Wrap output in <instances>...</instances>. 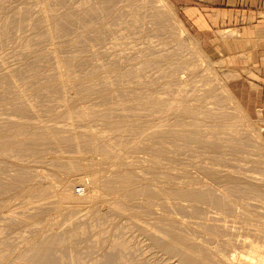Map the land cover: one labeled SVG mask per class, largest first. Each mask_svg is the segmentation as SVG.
I'll return each mask as SVG.
<instances>
[{"label":"bare ground","instance_id":"bare-ground-1","mask_svg":"<svg viewBox=\"0 0 264 264\" xmlns=\"http://www.w3.org/2000/svg\"><path fill=\"white\" fill-rule=\"evenodd\" d=\"M7 1L0 0V11L4 10L3 6L4 4L6 5ZM46 2L49 4L50 7H54L56 9L61 8L62 10L59 9L60 11L57 14H55L53 11V14H54L53 15L52 13L51 14L45 13L46 11L45 9L43 13V10L40 9L42 11L38 12V15L40 16L39 20L34 22V20L32 19L34 23H31L30 25V24H27V21L30 17L29 15L32 13V9H30V6L32 4H30V6L27 8H24L25 7L24 6L23 9L19 8L20 10H15V9L10 10L9 13H6L7 11L5 10L6 12H3V18H2L3 22L2 20L0 21L2 22L1 28H0V51H3L2 50L3 46L10 39L9 38L10 35L12 34L14 35V33L16 32L17 33L24 32L27 25H28L27 29L29 27L31 28L33 27L32 29L33 31H30V32H33L32 33L33 35L31 34L32 37L29 36L26 40L24 39L25 41H21V46L19 47L20 45L19 44L18 45L19 49H17L19 52L18 53L16 52L17 55L13 56L15 61L17 60V62L21 61L23 63V68L17 69V67L14 68L15 66H13L10 70H7L4 68L3 62L0 60V102H8L11 105V106L8 105L11 108L3 111V113L9 112L8 115L6 114L7 116H5V113H4V116H2L3 113L2 115H0V203L4 201L3 200L4 197H7L8 194L18 195L19 193L21 194L22 192H24L25 189H27V191L24 192V193H28L26 196L27 198L25 197L26 202L22 204V206H24L25 208L27 206V207H30L31 209L32 208L39 209V206H40V209L42 210L45 207L48 208L50 205L43 206L40 204L43 203L46 205L48 203V204H51V206H53L54 211L60 209L61 207H65V208L67 207L64 210V213L68 211L66 213L68 214V217L69 215L71 217L72 215L74 216L75 212L76 211L78 212L79 208L81 209L83 208L82 210H85V211L87 209V212H89L90 216H92L93 218L92 220L98 221V222L101 220L104 221L103 216L105 214H103L102 216V214L98 213V209L95 207L96 204L95 206L92 204L84 205V204H81L83 203L82 201L79 203V199L76 198V195L73 194V191H72V189H74L73 188L74 185H77L79 182H81L82 178L78 176V173L81 171L83 166L87 165L86 168L91 170V168L93 169L95 165V164H92L91 162H94L95 160L89 162L88 164L86 160H85L86 163L83 160H81L83 161V163H85L84 165H79L80 161L78 160L75 161L77 163L71 162V161H68L67 163L66 161H63L64 163L63 162L61 163V161H58L61 164L57 165V162L55 163V161L50 160L48 156L50 152L53 153L52 151L54 149L56 148L58 149L56 150V152L59 150L61 152L63 149L65 153L71 152L72 154V152H74L71 157L73 156L79 157V155L82 156L85 153L86 154L84 156H87L88 153L89 154L93 153V155L91 154L92 156H96V154H98V156L101 159L100 161L111 160V161H115L116 163H119V162L121 163L123 161H126L127 158H125L126 156L125 153L128 154L130 153V151H132V153H135L138 151L137 149L142 148L141 145L143 143L147 144V142L142 141L143 139L144 140L147 139L148 145H150L151 148H154V151H155L154 154L156 155L154 160H158L159 158L162 157V155L164 156L166 153L168 154L167 152L168 149L166 150L167 147H165L167 143H171L172 144L171 147H173L171 149L176 152H179L181 150H185V151L187 150L190 154H193V153H197L203 150H213L215 152L220 151V148L224 142L220 146V144L218 143L219 140L218 142H216V141H213L214 140V138H212L213 136H211V138L208 137L209 133L208 135L206 134L208 132L207 131L208 127L206 126L207 124L205 123L204 125L202 121L200 122V120L197 119V117L201 113L199 114L198 110L189 106L190 104L188 105L184 101H181L183 103H180L177 105L176 103L172 102L174 101V99L171 101L162 99L161 97H158L152 94L151 91H150L151 97H149L148 95L144 96V95H141L137 91L139 89H137L136 87H133V85L131 86V84H135L134 86L142 85L143 82H141L142 79L140 78V74H141L140 72L144 71L143 68L148 67V66H153L154 68V66H156V68L159 67L161 70L163 69V71L166 70L165 76L167 78V82L164 83L162 87L164 91L165 90L168 91V88L174 84L172 83V79L173 77H175L173 76V73L176 71V69H172L171 67H169L171 64L175 63V61H173L169 53L166 52L164 54L163 52L161 56H157L156 53H155L156 54L155 56L150 55L148 59L143 60L142 65L140 64L142 67L138 68L136 66L137 67L136 70H134L135 66H134V69L132 70L131 68L129 69L121 68V67L114 68L111 71L110 77H106V78H104V76L103 78L99 76L100 75L99 72L105 69L103 66L105 64H103L101 68H99L100 65L98 67H91L93 65L88 66V64L90 63L89 62L90 57L91 55L93 56V54H89V52L87 51L88 47L86 48V44H85L87 42V41L85 42L86 38L88 37L89 40L95 41L99 43L98 45H101L103 44L102 43L103 40H105L104 38L109 28H111L112 26H116V24L121 25V22L123 23V20H126L125 26H126V33H128L127 36L131 34L133 35L138 34V33L140 34V30L143 29L145 24L148 23L150 24V26L151 25L154 26L153 28H155V30L152 32L154 33L155 36L162 38L164 35V37L166 38L168 37V36H165L167 35L165 32L166 29L164 27L165 26L164 25V15L165 14L161 13L156 8V5L153 0H46L45 3ZM77 2H80V3L78 6H75ZM151 3L152 4L154 3V4L151 5ZM41 4L44 5L43 3ZM7 8H10V7L8 6ZM79 26L83 28V33L85 35L79 33L80 28L77 30V27ZM167 39L170 41L169 37ZM167 39H165L164 41L167 42L168 41ZM66 45H69L68 49L69 51H73V55L69 54L65 58L62 57L63 59L59 62V64H57L56 62H54L53 58L58 51L59 53L62 52V55H64V53H66V51L68 50ZM149 46H151L150 42H149ZM52 47L54 49H51ZM97 53H98L97 55L99 56L100 55L102 56L103 54L102 52H97ZM118 53L120 55V52ZM132 57H135V56H132ZM60 58H61V55H60ZM55 59L57 58L55 57ZM116 59H113L114 60L113 65L120 63V61L118 62ZM181 60L184 61L185 59H181ZM127 61H129V59ZM135 61H137V59ZM111 62L109 63L111 64ZM132 62H134V60ZM7 64L8 63H6V65ZM178 64L179 62L177 63V65ZM117 66H120V65L118 64ZM178 66H181V65H178ZM40 80H44V81L46 80L45 89L40 86L41 84V82L39 84ZM152 86H157V84L152 83ZM19 88H23L24 90V91L22 90L23 93H19L18 91ZM180 89L181 88H179V90ZM96 95L100 96V98H98V101L99 99H101V102L98 105H89V106L85 105V103L88 100H90ZM28 99H31V100H28ZM174 104H176V106ZM60 108L62 109V111L60 110ZM151 108H153V110L164 112L166 115L169 116V117L166 116L169 119L164 120L165 119L164 118L163 120L161 119V121L159 122L154 121V123H150L149 121L151 120L143 116L142 115L143 113L141 112L143 109H146V110L148 109L151 112L153 111ZM220 112L218 113L215 112L216 114L208 112L206 113L205 118L211 119L212 121L216 122L220 128L221 126L224 127L226 124L229 125L228 115H226L225 113H220ZM46 119H48V122L50 121L51 123L45 122ZM146 119H148L149 121ZM146 121H148L150 124H148ZM100 126L101 128H98ZM205 126L207 127V129L205 128ZM234 126L236 127V125ZM229 129L230 130L233 129V125H229ZM232 133H229V134H232ZM129 137H132V139L137 140V141L131 142V141H128V139L125 140L126 138H129ZM216 138L218 139V137ZM234 139H231L230 142L228 140L227 141L229 142V144L233 145ZM250 140L246 138V140L244 139L241 141L244 143V145L246 144L249 147V144L251 142ZM138 142L140 144L142 142L143 143L140 145ZM82 152H84L82 155L79 154ZM65 153L62 154L61 152L60 155L62 154L61 156H63ZM75 153L76 154L78 153V155H74ZM55 155H52V156L54 157ZM66 155H67L66 157H68V154ZM221 155H222V152H221ZM12 157H15V159H12ZM16 157L19 160V162L21 161L20 163H22V165L19 166V168H17V171L15 170L16 172L14 174H12L11 176L9 174L8 176L7 159L9 160V158H11V160H16ZM28 162H35V163L38 162L39 164L40 163L47 164L48 167L50 166L54 167L56 168V170L58 169L62 173L74 174L75 176L74 179L72 181H68L67 183L69 184L68 188H70L71 191L61 192V191L48 190L43 187L41 188L38 183L36 184V182L37 181L39 182L41 178H43L44 180H48L49 175L44 170L43 171L35 170L36 172L33 169L31 170L30 167L27 165ZM97 162L98 161H96L95 163ZM174 163H175L174 160L170 161L171 165H173ZM151 168L153 167L151 166ZM95 170L97 171V169ZM137 171L138 172H135L134 174H138L137 176L139 177V179H142V181L145 182L144 184L141 183L142 184L141 187L135 184L136 182L134 181V178L136 176H132V174L125 175L121 179L120 184L122 183L126 189L130 187L132 190V192L130 193L131 195H142L143 197H146L147 199L156 198L160 200L161 205L164 207L165 211L176 210L182 214V212L184 213L185 210L186 211L188 210V208L185 207L186 203L189 204V206L192 209H194V212L196 210L195 206L199 204L208 205V207L211 206V207L221 209L224 211H228V212H231L232 210L231 204L229 202H227L226 200L220 197H216L213 191L205 190L207 187L203 188L204 190L202 189L201 190H195V189L194 190L193 189L176 190V189H171V188H163V187L160 188L154 185V183L163 184V181L160 182L161 181L160 174L152 170H151L152 172H148L149 170H147V172H144L141 170L140 172L139 170ZM51 173H54V171ZM161 175L163 176V174ZM209 176H210L209 178H211L213 181H216L217 183L226 186L228 190H226L225 192L229 191V193H231V195L233 196H238V195L246 196L251 193H256V190L253 187L243 186L239 182L231 178H222L218 176L217 173H213V172H210ZM94 177H96V175H94ZM104 182H107V181H104ZM108 183H105V184H108ZM93 199L95 200V198H93L91 194L84 198V200L90 201V203L94 201ZM37 200H41L42 202L37 201ZM45 200L47 203H44ZM36 201L39 204L38 206H37ZM33 203H36V204H33ZM149 203L150 202H148V204ZM29 204H32V205L29 206ZM33 205L36 207H33ZM112 206L113 204L109 206L108 208L104 206V208L109 210V208ZM149 206H152V205H149ZM10 207L8 208L10 209ZM116 207H118V205ZM14 208L15 207H13L10 210L11 212H8L6 216L4 215L1 218H4V220L7 221V224L11 228H18V227L21 228V226L25 227L24 225L29 224L28 222L29 220L28 216H30L29 213L27 216V214L25 215L24 213H22V211L20 212L21 209L19 210V212H15V211H18L17 208H15L16 210L12 212ZM47 208L45 209L46 212H48ZM50 208L52 209V207H49L48 210H50ZM40 209H39V212H40ZM114 209H115V205H114ZM125 209L127 208H119L117 209L118 210L117 213L120 216L124 214L128 215V213H125L126 211ZM152 212H155V211H152ZM61 214H63V212ZM58 215L59 214H57L56 217L54 216L55 217L54 220L51 221V219H53L54 217L49 220L50 222H49V228H48L47 233L45 234L42 232L39 233L37 230L36 232L38 233V236L35 238V240L33 239L34 241L27 242L28 241L27 240L26 242H24V240H21L26 245L21 250L19 248V251L18 249L17 250L15 249L17 245L14 247L13 246L14 243L11 240L5 237H2L3 236L2 234H5V233L1 232L0 233V264H81L80 262H81V252H82L81 250L82 249L78 245L79 244L78 242L80 241L82 242L83 240H84L83 242H85L88 240L87 237L89 236L88 232H89L90 227L86 226V224L85 226H83L82 224H75L74 226L73 224L75 221L71 220L72 221L71 223H73L72 224L73 226L70 227V229H68L69 225L67 224L68 230L66 228L62 230L64 226L63 227L61 226L64 223H62L63 221L60 222L59 220H56L60 218ZM34 217H35V220L38 221L37 216L33 215L32 216L33 220H34ZM160 219H158L159 221L157 220V222H155L154 224L149 225L150 222H148L147 224L142 219L141 214L140 215L138 214L130 215V220L132 222L134 221L133 224L139 227L138 228L139 231L146 234L147 238L150 240V245L148 246H151V248L157 251L158 253L160 252L166 255L167 259L176 260L178 264H234L232 260L233 254L232 255L230 254L232 257H227L223 255L224 251L222 252L220 248H217L218 246L217 247L215 246L216 248L213 246L212 248H210L212 244L208 246L207 244L208 242L206 243L205 241L201 240L202 238L201 239L198 238L196 233L194 235L195 231L193 232V234L189 232L188 226L186 225V223L195 225V223L198 220L195 223L188 222L190 219H192L190 218L185 223L182 221L184 219L181 218L180 221L182 222L178 223L171 219H166V220H160ZM30 220H31V216H30ZM30 222H33L35 224V221L31 220ZM61 223L62 225L60 226ZM93 223L95 225V222ZM34 224H33V227L36 224L37 226L39 225V223L37 222L35 225ZM94 225L92 224L93 227L91 226V229H94ZM205 226L203 227L205 228ZM206 227H208V225ZM35 229H41V227H38ZM91 229L90 231L94 232V230H91ZM252 231H254V229H252ZM117 233H118V236H117L118 238L116 237V239L114 238L113 241L111 240V243L108 245V248L105 249L107 251L105 253L103 252L104 254L101 255L102 258L101 259L99 258V260L95 258L96 261L94 260L92 264H161L160 257H159L160 258L159 260H155L153 262L142 260L138 263L136 260H133L132 258H130V256H127L130 254H133L134 251H132L130 242H128V240L125 241L123 240V238L120 239L123 233L121 234V231ZM20 237L22 238V236ZM206 238H205L206 241L210 239V238L209 239H206ZM101 240L104 241L103 239ZM19 243H22V242H19ZM253 245L251 247H253ZM12 246L17 252L12 249ZM249 251L250 253L248 252L249 254H247L246 257L245 256L241 257V261L243 264H264V257L262 259L258 258L259 250H257V248L253 247ZM226 254H228V251L226 252ZM135 261L137 263H135ZM168 261L166 260L164 262H167L166 264H175V263H169Z\"/></svg>","mask_w":264,"mask_h":264},{"label":"rangeland","instance_id":"rangeland-1","mask_svg":"<svg viewBox=\"0 0 264 264\" xmlns=\"http://www.w3.org/2000/svg\"><path fill=\"white\" fill-rule=\"evenodd\" d=\"M45 1L46 0H37V1L36 0H22V1L21 0H8L7 1L8 4L6 3V5L4 4V6H3L4 10L0 11V21L2 20V22H3V19H2L3 18V12L7 11L6 13H9L10 10H14V9L20 10V9H23L24 6H25L24 8H27L30 6V4H32L30 6V9H32V13L29 15L30 17L27 21V24H30V25H31V23H34L35 21L39 20V18H40V16L38 15L39 11L43 10V13H44V11L46 10L45 13H47V14H49V13L53 14V11H54V13L57 14L60 10H62L61 8H59L60 9L59 10L58 8L56 9L54 7H50L47 2H46L47 4L45 3ZM153 1L156 5V8L161 13L165 14L164 15V25H165L164 27L166 29L165 32L167 34L165 36H168L170 41L167 39L168 37L166 38V37H164V35H163L164 38L155 36L154 33L152 32L155 30V28H153L154 26H152V25L150 26V24H148V23L147 24L149 26L147 24H145V26H144L145 29L143 28L140 30L141 35L138 33V34H134V35L131 34V35L127 36L128 33H126V26H125L126 20H123V23L121 22V25L123 24L122 27H121V25L116 24V26H112L111 28H109L108 31L109 32L111 31V32L110 33L108 31L106 32V36L104 38L105 40H103V42H102L103 44H101V45H98L99 43H97L95 41L89 40L88 37L86 38L85 42L86 41L87 42L85 44H86V48L88 47L87 51L89 52V54H93V56L91 55V57H90L91 61L89 60L90 63L88 62L89 63L88 66L93 65L91 67H98L100 65L99 68H101V66L103 64H105V65H103L105 69H103V71L99 72V74H100L99 76L101 78H103V76H104V78H106V77H110L111 71L114 68H117V67L126 68V69L131 68V70H132V69H134V66H135L134 70H136L137 67L138 68L142 67L141 65H142L143 60L148 59L150 55L155 56L157 54V56H161L163 52H164V54L166 52L169 53L171 58L173 59V61H175V63L171 64L169 67H171L172 69H176V71H178V72H176L174 70L175 72L173 73V76H175V77L172 76L173 77L172 83H174V84L171 85L173 87H171V86H170L171 88L169 87L170 90L168 88V91H166V90L164 91V89L162 87L164 85V83L167 82V78L165 76L166 70L163 71V69L161 70L159 67L156 68V66H154V68H153V66H148V67L143 68V70L146 72H144V71H143L144 73L140 72L141 73L140 78L142 79L141 82H143L142 85L134 86L135 84H131V86L133 85V87H136L137 89H139L137 91L141 95H144V96L148 95L149 97H151V93H152L155 96L161 97L162 99H165L168 101H171L174 99L175 102L174 101H172V102L176 103L177 105L180 103H183L181 101H184L188 105L190 104L189 106L198 110L199 114L201 113L200 115L198 114L199 116L197 117V119L200 120V122L202 121L204 123V125H205V123L207 124L206 126L208 127V129L206 126H205V128L208 131L206 134L208 135V133H209L208 137L211 138V136H213L212 137V138H214L213 141H216V142H218V140H219L218 143L220 144V146L224 142L220 148V151L215 152L213 150H203V151L193 153V154H190L187 150L186 151L181 150L179 152H176V151H173L171 149V148H173V147H171L172 144L167 143L165 145V147H167L166 150L168 149L167 152L169 155L166 153L164 156L162 155V157L159 158L158 160H154L156 157V155L154 154V152H155L154 148H151V146L148 145L147 139L146 140L143 139L142 141L147 142V144L142 142L143 144L141 143L142 144L141 145L138 142L142 146V148L137 149L138 151L135 153H132V151H130V153H128V154L125 153V155H126L125 158H127L126 161H123L121 163L120 162L116 163L115 161H111V160H104L105 162L103 160L100 161L101 159L98 156V154H96V156H92L93 153H91L92 155L88 153L89 155L92 156L91 157L88 154H87V156H84L86 153L84 155H82L84 153V152H82V153H79L82 156L79 155V157L78 156L71 157L74 152H72V154H71V152L65 153L64 149L62 150V148H61L62 154L65 153L64 154L65 156L64 155L61 156L62 154L60 155V153H61L60 150L56 152V150H58L57 148L54 149L55 151L52 149L53 153L50 152L48 156H49L50 160L55 161V163L57 162V165L61 164L63 161H66V163H67L68 161L75 162L77 160L81 162V163L79 162V165H84L86 162L88 164L89 162L95 160L94 162H91L92 164H95L93 169L91 168L92 171L90 169L86 168L87 165L83 166L81 171L78 173V176L80 178H82L84 181L81 179V182L82 181L83 182L82 183L79 182L77 185H74V187H73L74 189H72V191H73V194L76 195V198L79 199V203L82 201L83 203H81V204H84V205L85 204L86 205L92 204L95 206V204H96L95 207L98 209V213L102 214V216H103V214H105L103 216L104 221L101 220L98 222V221L92 220L93 218H92V216H90L89 212H87V209L85 211V210H82L83 208L82 209L79 208L78 212L76 211L77 213L75 212L74 216L72 215V217H71L69 215V217H68V214H66L68 211L67 212L65 211L66 213H64V210L67 207L66 208L61 207L62 209L60 208V209L54 211L53 206H51V204H48L46 202V200L44 203H47L48 205L47 204L45 205L43 203H41L40 205H43V206H49L50 205L49 207H52V209L50 208L51 211L48 210L49 207L48 208L45 207L44 209H42L45 211V209L47 208L48 212H46V211L44 212L40 209V206H39L41 213L39 212V209H37V208L31 209L30 207H27V206L25 208L24 206H22V204L26 202L25 200L27 198L26 196L28 193H24V192L27 191V189H25L24 192H22L21 194L19 193L18 195H13V194L9 195L8 194L7 197H4V199H3L4 201L2 203H0V230H1L0 233L1 232L5 233V234H2L3 235L2 237H5V238L11 240L14 243V245H13L14 247L17 245L16 246L17 248L15 247L16 250L18 249V251H19V248H20V250L22 248H24L26 245L24 242H26L27 240H28L27 242L34 241L35 238L38 236V233L36 232L37 230L39 233L40 232H42L44 234L47 233L48 228H49V222H50L49 220L51 218H53L54 216L56 217L57 214H59L58 216L60 218L57 217L59 219H56V220H59L60 222L63 221L62 223H64V224L63 225H62V223L60 224V226L62 225L61 227L64 226L62 230H64V228L67 229L68 225H69L68 229H70V227H72L73 225L75 226V224H82L83 226H85V224H86V226L90 227V228L88 227L89 228V232H88L89 236L87 237L88 240L85 242H83L84 240L82 242L81 241L78 242L79 243L78 245L82 249L81 250L82 251L81 252V262H80L81 264H89V263L92 264V262L94 260L96 261V259L97 260H99V258L101 259L102 258L101 255L107 251L105 249L108 248V245L111 243V240L113 241L114 238L116 239V237L118 236L117 232H120V231H121V234L123 233V235H121L122 237L120 239L123 238V240H125V241L128 240V242H130L132 251H134L133 254H130L127 256H130V258H132L133 260H136L138 263L142 260L143 261L146 260L148 262H153V261L159 260L161 258L160 259L161 264H166L167 262H164V261L169 260V259H167V256L164 255L163 253H160V252L158 253L157 251L153 250L151 248V246H148V245H150V240L147 238V235L144 234L143 232L139 231V229H138L139 227H137L135 224H133L134 221L132 222L130 220V215H134V214L140 215L141 214L142 219L147 224H148V222H150L149 225L154 224L160 218H161L160 220L171 219V220H174L178 223L179 222L181 223L182 221L186 223L190 218H192V219H190L188 222L195 223L198 220L195 223V225H191L190 223H186V225L188 226L189 232H191L193 234V232L195 231L194 235L196 233L198 238H200V239L202 238L201 240L205 241L206 243L208 242L207 243L208 246H210L212 244L210 248H212V246L213 247L218 246L217 248H220L222 250V252L223 251L225 252V253L223 252V255H225L227 257H232L231 255L233 254L232 260H233L234 264L236 262H237L236 264H243L241 261V257L242 256L246 257L247 254L250 253L249 250H251V248H253V247H255V248H257V250H259L258 258L262 259L264 257V203H263L264 202V122L263 121H256L253 117L249 116L246 113V111L243 109V107L240 105L239 101L237 100V98L234 95V93L232 92V90L230 89L231 79L234 78V75L236 73L232 72V67L228 63V59L226 58L225 54L221 50H219L215 47L211 48L203 42L202 38L199 37V35H197L194 32V30L191 28L189 23L186 21V19L184 18L183 14H182V11L180 10L179 5L174 0H153ZM41 3H43L45 6L42 5ZM79 3L80 2H77L75 6H78ZM97 4H98V2H97ZM153 4L151 3V5H153ZM99 5H100V3H99ZM8 6L10 8H7ZM41 7H43V8H41ZM40 9H42V10H40ZM55 9H56V11H55ZM48 10H50V11H48ZM32 19L34 20V22ZM2 22H0V28H1ZM27 27H28V25H27ZM27 27H26V29H27ZM26 29L24 30V32H20V33L16 32V33H14V35L13 34L10 35V37H9L10 39L8 40L10 42L7 41L8 43L6 42L5 43L6 45L4 44V46H3V49H2L3 51H0V58H1L0 60L3 62V66L7 70H10L13 66H15L14 68L17 67V69L23 68V63L21 61H18V62H17V60L15 61L13 56H16L17 53L19 52L17 49H19V47L21 46V41H25L29 36L32 37V35H33L32 34L33 32H30V31H33L32 30L33 27L32 28L29 27L27 30ZM75 29H76V27H75ZM78 29L80 31L79 32L80 34L85 35L83 33V28H81L79 26V27H77V30ZM107 33H108V35H107ZM157 38H158V40H157ZM165 39H167L168 41L166 40L167 42H165L164 41ZM149 42H150L151 46H149ZM151 42H152V44H151ZM120 44H121V46H120ZM131 44H132V46H131ZM165 44H167V45H165ZM18 45H19V47H18ZM66 46L68 49L69 45H66ZM51 49H54V48L52 47ZM109 49H111V50H109ZM11 50H12V52H11ZM165 50H167V51H165ZM97 52H102L103 53L102 56L100 55L101 56L100 57L99 55H97L98 54ZM118 52H120V55ZM151 52H153L154 54ZM57 53H59V51ZM57 53L55 54V56L53 58L54 62H56L57 64H59V62L63 58H65L67 55H69V54L73 55V51H69V49L66 51L67 54L64 53V55H62V52L59 54H57ZM159 53H160V55H159ZM1 54L4 58L1 56ZM112 54L115 56H113ZM60 55H61V58H60ZM144 55H146V56H144ZM57 56H59V57H57ZM132 56H135V57L137 56V57L135 58ZM55 57L57 59H55ZM123 57H124V59H123ZM113 59H116L118 62L120 61V63L113 65V61H114ZM128 59H129V61H127ZM136 59H137V61H135ZM181 59H185L186 61L185 60L183 61ZM111 60H112V62H111ZM133 60H134V62H132ZM109 62H111V64ZM127 62L128 63L130 62V63L128 64ZM178 62H179L178 65H181V66L177 65ZM6 63H8L7 64L8 66L6 65ZM118 64L120 66H117ZM138 65H140V66H138ZM109 68H111V69H109ZM106 72H107V74H106ZM163 72H164V74H163ZM103 74H105V75H103ZM152 77H154V78H152ZM158 79H160V80H158ZM154 80H155V82H154ZM144 81L147 85L144 83ZM40 82H41V84H40ZM45 82H46V80L45 81L44 80L39 81L40 86L44 89H45ZM183 82H184V84H183ZM152 83L153 84L156 83L157 86H152ZM175 85H177V86H175ZM179 88H181V89L179 90ZM22 90H23V88H19L18 89L19 93H23L24 90L23 91ZM150 91H151V93H150ZM98 98H100L99 95L94 96L93 98L88 100L85 103V105H88V106L89 105H98L101 102V99H99V101H98ZM31 99H33V98H31ZM31 99H28V100H31ZM178 100H179V102H178ZM7 103L8 102H0V115H2L4 110L11 108V107H9V106H11L10 103H8V104ZM176 104H174V105L176 106ZM212 104H214V105H212ZM1 105H3V106H1ZM222 107H223V109H222ZM224 107H225V109H224ZM3 108H5V109H3ZM151 109L153 110V108H151ZM60 110L62 111L61 108H60ZM148 111H149L148 109L147 110L143 109L141 113H143L142 114L143 116H145L146 118L151 120V121H149L148 119H146L150 123H154V121L159 122V121H161V119L163 120L164 118H165L164 120L169 119L168 118L169 116L166 115L162 111H158V110H153L151 112L150 111L148 112ZM208 112H211L214 114L220 112V113H225L226 115H228L229 125H233V129L230 130L228 124H226L227 126L226 125L224 127L221 126V128H220L216 122L212 121L211 119L205 118L206 113H208ZM4 113H5V116H7L9 114V112H4ZM4 113L2 116H4ZM166 116H168V117H166ZM48 119H46L45 122L51 123L50 121L48 122ZM148 121H146V122L148 124H150ZM234 125H236V127ZM98 128H101V126ZM232 132H234L235 134ZM237 132H238V134H237ZM229 133H232V134H229ZM216 137H218V139ZM142 138H144V137H142ZM220 138H221V140H220ZM246 138H248L249 140L251 139L250 140L251 142L249 144V147L251 146L250 148L246 144H245L246 145L245 146L244 143L241 141L244 139L246 140ZM127 139H128V141H131V142L137 141V140L132 139V137L126 138L125 140H127ZM231 139H234L233 140L234 144L232 143L233 145L229 144ZM222 140H224V141H222ZM226 146H228V147H226ZM221 149H222V151H221ZM58 152H60V153H58ZM221 152H222V155H221ZM69 153H70V155H69ZM66 154H68V157H66L67 156ZM52 155H55V156L53 157ZM58 155H60V156H58ZM74 155H78V153L77 154L75 153ZM215 155H217V156H215ZM74 157H75V159H74ZM76 157H77V159H76ZM59 158H61V159H59ZM12 159H15V157H12ZM81 160H83L84 162L86 160V162L83 163V161H81ZM173 160L175 163L173 165H171L170 161H173ZM58 161H61V163ZM96 161H98V162L95 163ZM20 162L17 159V157H16V160H11V158H9V160L7 159V174H8V176H9V174L11 176L12 174H14L17 171V168H19V166L22 165V163H20ZM160 162H161V164H160ZM168 162H169V164H168ZM75 163H77V162H75ZM113 163H115V164H113ZM27 165L30 167L31 170L32 169L34 171L35 170L36 171L37 170H39V171L44 170L48 173V175H49L48 180H44L43 178H41L42 179L41 180L39 178L41 180V182H40V180H39V182L38 181L36 182V184L38 183L41 188L43 187V188L48 189V190L61 191V192L71 191L70 188H68L69 184H67V183H68V181H72L74 179V177H75L74 174L62 173L58 169L56 170V168H54V167H51V166L48 167L47 164H43V163L39 164L38 162H36V163L35 162H28ZM154 165H155V167H154ZM122 166H123V168H122ZM124 166H126V167H124ZM151 166L153 168H151ZM162 167H164V168H162ZM145 168L147 170H149L148 172L155 171L156 173L160 174V177L162 178V179L160 178V180H161L160 182L163 181V184L162 183H160V184L154 183V185L156 187L171 188V189H176V190H179V189H193V190L194 189L195 190H201L202 189V190H204L203 188L207 187L205 190H211V191H213V193L215 194L216 197H220V198L226 200L227 202H229L231 204L232 210H231V212H228V211L217 209V208H214L211 206L208 207V205L199 204V205L195 206L196 207L195 212L198 211L197 213L200 215L199 216L197 213L194 212V209H192L189 206V204L186 203V205L185 204L184 205L186 208H188V210L187 211L185 210L186 212L184 211V213L182 212V214H181L180 212H178L176 210L165 211L164 207L161 205V201L156 199V198L147 199L146 197H143L142 195H131L130 194L132 192L131 188L129 187L128 189H126L122 183L120 184L121 179L125 175L132 174V176H136L134 178V181L136 182L135 184L137 186L141 187L142 184H144L145 182L142 181V179H139V177L137 176L138 174H134V173L138 172L137 170H139V172H140V170L147 172V170ZM95 169H97V171ZM12 170H14V171H12ZM52 170L54 171V173H51V172H53ZM208 171L213 172V173H217V175L222 177V178H231V179L239 182L243 186L253 187L256 190V193H251V194L246 195V196L245 195L244 196L243 195L233 196V195H231V193H229V191H227L228 193L225 192L226 190H228L226 186L219 184L216 181H213L211 178H209L210 172H208ZM9 172H11V173H9ZM122 172H124V173H122ZM161 174H163V176ZM165 174L167 177L165 176ZM94 175H96V177H94ZM107 179H109L111 182ZM114 179H115V181H114ZM89 180H90V182H89ZM164 180H165V182H164ZM104 181H107V182H104ZM105 183H108V184H105ZM90 194H91V196H93V198H95V200L93 199L94 201L92 200L93 202L91 201L92 203H90V201L84 200V198ZM224 195H225V197H224ZM103 198H105V199H103ZM37 201L42 202L41 200H37ZM102 201L104 202V204ZM145 202H147V203H145ZM148 202H150L151 204L150 203L148 204ZM100 203H102V204H100ZM33 204H36V203H33ZM106 204H107V206H106ZM112 204H113V206L110 207L109 210H107L106 208H108ZM119 204H121V205H119ZM10 205H11V207H10ZM30 205H32V204H29V206ZM38 205L39 204L37 202V206ZM114 205H115V209H114ZM117 205L119 208H127V209H125L126 210L125 213H128V215L124 214V215L120 216L117 213V211H118L117 209H119L118 207H116ZM149 205H152V206H149ZM104 206L106 208H104ZM8 207H10V209ZM13 207H15L17 209L19 207V209H18V211H15L16 209L14 208V210L12 212H14V211L19 212V210L21 209L20 212L22 211V213H24L25 215L27 214V216L29 213V215L31 216V220L35 221V224H36V222L39 223L40 226L39 225L37 226V224L35 225L33 222H30L31 221L30 216H28V218H29L28 222L30 224V225L27 224L28 227H27V225H24L25 227L21 226V228L9 227V225L7 224V221L1 217H3L4 215L6 216L8 214V212H11L10 210ZM33 207H36V206L33 205ZM7 208H8V210H7ZM142 209H144V210H142ZM152 211H155V212H152ZM62 212H63V214H61ZM86 212H87V214H86ZM149 212H151V213H149ZM60 214H61V216H60ZM33 215L37 216L38 221L35 220V217H34V220L32 219ZM153 215H155V216H153ZM179 215H181V216H179ZM55 217L53 219H51V221L54 220ZM106 217H107V219H106ZM181 218L184 220L180 221ZM147 219H149V220H147ZM71 220L75 221L74 224L71 223L72 222ZM91 220H92V222H91ZM93 222H95V225ZM32 223L35 225L34 227H33ZM91 223L94 225V229H91V226H92ZM90 224H91V226H90ZM206 224L208 225V227H206L207 226ZM202 225L203 226L206 225L205 228ZM29 226H31L32 229ZM46 226H48V227H46ZM38 227H41V229H35ZM225 227H227L228 229ZM246 228H247V230H246ZM90 229L94 230V232L90 231ZM204 229H206V230H204ZM217 229H218V231H217ZM231 229H232V231H231ZM252 229H254V231H252ZM207 230H209V231H207ZM228 230H230V231H228ZM98 232H100V233H98ZM103 232H104V234H103ZM20 236H22V238ZM205 238L206 239L210 238V239L206 241ZM101 239H103L104 241H102ZM18 240H19V242H22L23 244L19 243ZM21 240H24V242ZM105 241H106V243H105ZM102 244H103V246H102ZM252 245H253V247H251ZM13 246H12V249L14 251H16ZM93 248H94V250H93ZM150 248H151V250H150ZM243 249H245V250H243ZM227 251H228V254H226ZM228 255H230V256H228ZM136 261H135V263H137ZM168 262L178 264L176 260H169Z\"/></svg>","mask_w":264,"mask_h":264},{"label":"crops","instance_id":"crops-1","mask_svg":"<svg viewBox=\"0 0 264 264\" xmlns=\"http://www.w3.org/2000/svg\"><path fill=\"white\" fill-rule=\"evenodd\" d=\"M203 42L221 50L230 89L246 113L264 122V0H174Z\"/></svg>","mask_w":264,"mask_h":264}]
</instances>
